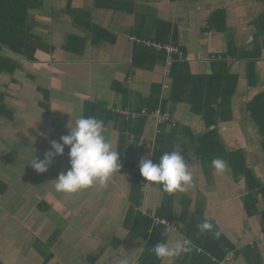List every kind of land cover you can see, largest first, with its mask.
Wrapping results in <instances>:
<instances>
[{
    "label": "crops",
    "instance_id": "obj_1",
    "mask_svg": "<svg viewBox=\"0 0 264 264\" xmlns=\"http://www.w3.org/2000/svg\"><path fill=\"white\" fill-rule=\"evenodd\" d=\"M42 1L47 12L39 8L30 12L32 30L39 36L44 27L41 23H45L49 35L44 38L47 41L49 37L47 45L54 50L47 52L48 58L43 61L46 63L37 64L42 51L36 52L35 62H29L39 66L37 76H32L36 85L32 105L18 106L14 111L19 114L20 123L30 125L36 136L30 135V147L14 139L12 150L19 163L12 174L6 173L9 177L4 173L0 176V264H120L125 258L130 264H139L153 229L160 234L159 242L166 240L171 245L183 236L194 245L190 253L160 259L156 264H264L260 215L264 195H258L256 210L251 209L250 213L254 212L248 215L244 179L233 181L228 167L217 174L197 156V138L206 132V127L187 104H174L168 98L172 80L164 64L149 60L141 68L133 65L136 42L130 39L142 41L141 36L150 33L146 29L151 28L152 21L161 20L176 31L177 44L186 50L190 73L211 74L213 56L226 50V36L202 33L201 29L213 11L227 9L231 0H210L206 6L201 4L203 0H99L102 6L97 0ZM109 1L125 10L108 8ZM219 2L222 3L216 5ZM236 4L239 6L235 3L234 7ZM46 16L48 20H41ZM88 26L104 34L92 37L86 33ZM233 70L239 85L243 76ZM153 98L159 99L169 123L160 126L155 120L146 119L124 124L116 120V111L138 112ZM233 111L232 108V114ZM11 112L12 119L0 122H13ZM81 115L104 122L106 139L121 151V168L106 188L92 186L73 194L58 193L53 181L69 167L65 154L56 156L44 173H37L27 164L34 156L43 159L44 153L51 150L50 141L67 135L68 127ZM237 116L216 125L221 142L224 146L229 143L256 147V143L244 139L251 133L244 113ZM226 123L231 126L226 128ZM132 138L142 144L127 143ZM156 142L164 145L163 153L177 147L181 150L193 176L192 187L166 193L157 185L145 184L139 161L159 160L162 154H153ZM243 151L248 168L264 185L262 154L250 167L251 148ZM17 174L20 185L11 187ZM131 207L135 208L129 214ZM141 213L152 222L150 228L140 223L137 214L142 216ZM135 220L137 227L133 225ZM203 220L213 222L219 237L198 233L197 224Z\"/></svg>",
    "mask_w": 264,
    "mask_h": 264
},
{
    "label": "trees",
    "instance_id": "obj_2",
    "mask_svg": "<svg viewBox=\"0 0 264 264\" xmlns=\"http://www.w3.org/2000/svg\"><path fill=\"white\" fill-rule=\"evenodd\" d=\"M240 1L255 2L263 6V11L247 23L253 30V41L250 44L252 48L250 50H237L235 41H233V34L227 28L228 10L226 8L216 9L210 14L205 26L201 29L202 33H216L226 36V50L213 56L211 74L193 75L190 73L189 65L186 62L187 53L184 48L177 44L176 31L170 23L161 20H153L151 28L146 29L150 30V33L147 36H141L142 41L140 40L134 45L133 65L141 68L149 60L151 63L160 61L164 64L166 73L172 80L168 98L174 104H187L194 115L201 117L206 127V132L197 138L198 142L195 150L197 156L210 165L213 158H223L227 162L231 179L233 181H238L240 178L244 179L248 189L244 200V202H247L245 210L248 215H251L256 210L254 208L258 204V195H264V185L257 180L252 170L248 168L246 154L243 149L231 150L224 146L216 128L218 123L232 120V99L238 87V75L231 71V62L244 64L249 85L254 86L256 83V64L263 57L264 0ZM96 3L102 6L101 1L97 0ZM42 5V0H0V75H14L19 70L16 59L33 63L36 61L35 54L37 51L53 52L54 48L46 44V39L40 35L37 36L32 30L30 12ZM107 6L118 11L120 9L125 10L122 5L113 1L107 2ZM143 22L146 23V18ZM91 28L88 26L86 33L92 37L100 38L101 34H104L98 28ZM156 46L161 48L159 49ZM165 47L175 49L176 53L168 54L164 49ZM6 52L7 54H5ZM229 60L230 63H228ZM3 90L0 85V120H10L12 119V112L4 104L5 94ZM152 100L155 101L151 104ZM152 100L144 103L141 110L145 109L148 113L158 111L164 114L165 109L159 106V99L153 98ZM243 106L241 113H244L245 120L252 121L256 126L259 136L257 146L264 158V91L258 93ZM115 118L119 122H124V124L146 120L143 117L136 120H125L124 116L120 114H115ZM164 122L169 123L167 120ZM162 123L158 125L161 126ZM122 146L123 141H120L119 149H122ZM163 150L164 145L156 142L153 147V154L156 156L161 155ZM134 208H130L129 214L133 212ZM251 209L254 210L250 213ZM260 215L264 232V210L260 212ZM137 216L140 223L146 225V228L151 227L152 222L144 218L146 216L143 217V215L138 214ZM126 224L124 223L125 227H127ZM133 225L136 226V220ZM163 227L168 230L165 225ZM159 236L158 231L153 229L145 252L140 257L139 264H156L160 260L151 252V247L159 242ZM219 259L221 258L219 257ZM221 263L222 261L219 264Z\"/></svg>",
    "mask_w": 264,
    "mask_h": 264
},
{
    "label": "clouds",
    "instance_id": "obj_3",
    "mask_svg": "<svg viewBox=\"0 0 264 264\" xmlns=\"http://www.w3.org/2000/svg\"><path fill=\"white\" fill-rule=\"evenodd\" d=\"M68 147V164L66 171L59 172L54 182V189L58 193L73 194L80 190L99 186L106 188L111 177L117 174L121 168L120 152L115 150L104 134V122L95 117L81 115L75 119L73 126L68 127V134L60 137L59 141H50V151L44 153L43 159L35 156L30 165L37 173H44L54 162L56 156L64 154ZM181 150L163 153L158 161L141 158L139 161V173L148 187L159 186L163 192H184L193 186V176L188 170ZM211 166L217 174H222L228 167L226 160L220 157L213 158ZM184 225L181 224L180 228ZM199 234L212 233L219 237L213 222L203 220L197 224ZM192 242L181 236L171 245L166 241H160L151 247V252L158 259H172L181 254L190 253ZM120 264H130L125 258Z\"/></svg>",
    "mask_w": 264,
    "mask_h": 264
},
{
    "label": "rangeland",
    "instance_id": "obj_4",
    "mask_svg": "<svg viewBox=\"0 0 264 264\" xmlns=\"http://www.w3.org/2000/svg\"><path fill=\"white\" fill-rule=\"evenodd\" d=\"M210 0H203L201 4L203 6H206L207 2ZM220 0H215V2H218ZM222 2H219L216 5H220ZM235 3H239V6ZM222 8V7H221ZM39 10H42L43 12H47L46 5L43 3L42 6L39 7ZM228 10V24L227 28L228 31L233 34V41H235V46L237 47V50L240 51L241 49L250 50L252 48V45H250L253 41V30L252 27L248 26V22L252 21L254 18H256L262 11L263 6L250 1H241V2H233L230 1L227 7ZM49 17H44V19L41 20H48ZM43 22V21H42ZM46 22V21H44ZM44 25V27L41 28L40 36L43 38L46 37L48 34L47 28L45 23H41ZM41 25V26H43ZM33 26V23H32ZM49 28V27H48ZM43 30V31H42ZM50 30V29H49ZM57 30V29H56ZM60 31V30H59ZM61 32V31H60ZM58 34V31H57ZM136 41V39H133ZM49 37L47 38L46 44L49 43ZM254 45V43H253ZM263 47V57L262 59L256 64V83L254 86H250L249 82L247 80L246 74H245V67L244 64L241 63V65L236 66L237 62H231L230 60L228 63L231 62V71L233 72L234 68L237 73H239L243 78L241 77L239 80V85L237 87L236 93L232 99V108H233V117L235 115H238L237 117H241V109L245 102L247 100H251L254 96H256L258 93L264 91V40L262 42ZM225 52V51H224ZM44 54H38L39 62L38 65L46 60L48 57L47 52H43ZM223 53V52H222ZM7 54V52L5 53ZM19 64V70L15 72L14 75L10 76L7 74L0 75V85L4 89L3 92L5 94L4 104L7 109L10 111L12 110L14 113V121L11 123H4L3 121L0 122V162L2 163L3 168H0V176L2 173L6 175L12 174V170L17 166L19 163V160H15L16 156L14 153L15 144L14 139H16L18 142L23 143L25 145H28L30 147V142L33 141V137L30 136L31 134L35 135L34 131L30 127V125H25L20 123L19 114L15 113L14 111L19 107L23 106H29L32 105V92L35 88L34 82H32V76H37V68L30 64L29 62L25 60H18L16 59ZM21 61H24L21 62ZM17 69V66H16ZM3 85V86H2ZM5 87V88H4ZM19 112V111H18ZM4 120V119H2ZM150 120V119H147ZM249 122V126L251 127V133H248V137H244V139L247 142H254L257 144L258 142V133L255 124L252 121ZM21 124V125H20ZM247 125V124H243ZM27 126V127H25ZM226 128H229L231 126L230 123H226ZM245 128H242L243 130ZM36 136V135H35ZM141 141V140H140ZM222 141H225L223 138ZM239 142V141H236ZM243 142V141H242ZM29 143V144H28ZM127 143H136L137 146H140L141 142H136L133 138L130 139ZM227 147H233L236 149H245L248 147L251 148V154L252 156H249V162L248 165L252 167L255 163H257L258 159L260 158L259 154V147L254 145H248V144H241V146L237 145H230L227 143ZM68 147L66 146L64 154L66 158L68 159ZM263 157V156H262ZM11 159V160H10ZM3 162H2V161ZM3 174V175H4ZM7 176V175H6ZM9 177V176H7ZM15 178V177H13ZM12 178V185L11 187L20 185L21 177L19 178V175L17 174L15 180ZM24 197V196H23Z\"/></svg>",
    "mask_w": 264,
    "mask_h": 264
},
{
    "label": "built area",
    "instance_id": "obj_5",
    "mask_svg": "<svg viewBox=\"0 0 264 264\" xmlns=\"http://www.w3.org/2000/svg\"><path fill=\"white\" fill-rule=\"evenodd\" d=\"M130 40L134 41L133 38H131ZM134 42H137V41H134ZM157 48L160 49L161 47H157ZM164 49L166 50V52L168 54L176 53L175 49H173L171 47H165ZM115 113L123 115L125 120H128V119L136 120L137 118H142L143 117L145 119H153L158 124H160V123L164 122L165 120H167V115L166 114H161L158 111L152 112V113H148L147 111H145V109H142L140 112H130V111H128V109H123V110L121 109L119 111H116ZM158 133H159V131H158Z\"/></svg>",
    "mask_w": 264,
    "mask_h": 264
}]
</instances>
